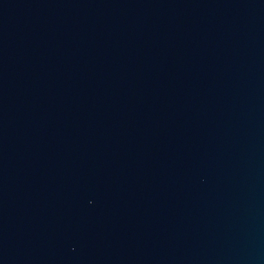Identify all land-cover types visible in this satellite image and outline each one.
Returning a JSON list of instances; mask_svg holds the SVG:
<instances>
[{"label":"water","instance_id":"95a60500","mask_svg":"<svg viewBox=\"0 0 264 264\" xmlns=\"http://www.w3.org/2000/svg\"><path fill=\"white\" fill-rule=\"evenodd\" d=\"M0 264H264V0H0Z\"/></svg>","mask_w":264,"mask_h":264}]
</instances>
